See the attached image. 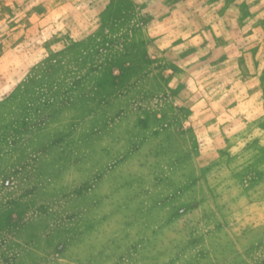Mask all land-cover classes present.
<instances>
[{"label": "rangeland", "instance_id": "rangeland-1", "mask_svg": "<svg viewBox=\"0 0 264 264\" xmlns=\"http://www.w3.org/2000/svg\"><path fill=\"white\" fill-rule=\"evenodd\" d=\"M81 1L0 0V264H264V0Z\"/></svg>", "mask_w": 264, "mask_h": 264}, {"label": "crops", "instance_id": "crops-1", "mask_svg": "<svg viewBox=\"0 0 264 264\" xmlns=\"http://www.w3.org/2000/svg\"><path fill=\"white\" fill-rule=\"evenodd\" d=\"M122 1L123 0H82V3L78 2L77 6L83 9L86 18L89 19L84 29L85 32L94 33L99 29L101 31L117 30L118 25H112L110 21L112 18H116L120 15L121 7H119L117 3H121ZM63 3L65 4L66 2L62 1L58 6ZM74 3L76 5V2ZM225 61L227 62V60Z\"/></svg>", "mask_w": 264, "mask_h": 264}]
</instances>
